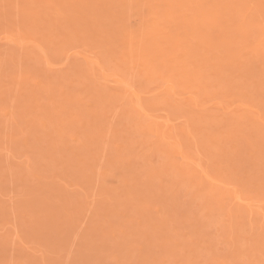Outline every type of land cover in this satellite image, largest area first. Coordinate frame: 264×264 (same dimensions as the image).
<instances>
[{
    "label": "rangeland",
    "instance_id": "374dc122",
    "mask_svg": "<svg viewBox=\"0 0 264 264\" xmlns=\"http://www.w3.org/2000/svg\"><path fill=\"white\" fill-rule=\"evenodd\" d=\"M0 264H264V0H0Z\"/></svg>",
    "mask_w": 264,
    "mask_h": 264
}]
</instances>
